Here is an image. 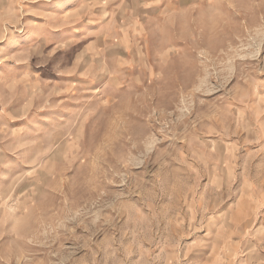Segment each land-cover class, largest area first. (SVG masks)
Wrapping results in <instances>:
<instances>
[{
    "label": "rangeland",
    "instance_id": "obj_1",
    "mask_svg": "<svg viewBox=\"0 0 264 264\" xmlns=\"http://www.w3.org/2000/svg\"><path fill=\"white\" fill-rule=\"evenodd\" d=\"M0 264H264V0H0Z\"/></svg>",
    "mask_w": 264,
    "mask_h": 264
}]
</instances>
